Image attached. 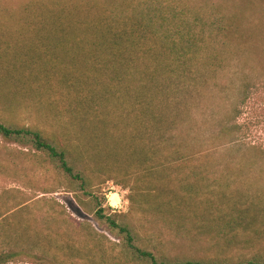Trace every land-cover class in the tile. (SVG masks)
Listing matches in <instances>:
<instances>
[{"label": "rangeland", "instance_id": "obj_1", "mask_svg": "<svg viewBox=\"0 0 264 264\" xmlns=\"http://www.w3.org/2000/svg\"><path fill=\"white\" fill-rule=\"evenodd\" d=\"M250 1L212 0L227 10L245 3L264 10V0ZM101 5L0 0V69L17 71L11 80L0 76V122L66 137L76 155L100 159L90 192L142 249L203 259L227 248H235L234 258L264 252V14L250 19L245 45L215 46L218 67L205 65L204 53V64H189L181 75L138 61L109 82V70L100 74L93 60L82 64L75 54L85 33L39 24L54 6L67 21L90 22ZM256 21L260 32L251 35ZM47 56L62 58L61 66ZM61 75L81 86L60 89ZM83 96L100 106L104 125L92 122L96 109L75 107ZM64 184L34 149L0 137V243L14 250L9 264H146L122 249V234L90 215L88 196L67 193ZM162 217L184 225L178 238ZM216 231H232L236 241L211 244Z\"/></svg>", "mask_w": 264, "mask_h": 264}, {"label": "trees", "instance_id": "obj_2", "mask_svg": "<svg viewBox=\"0 0 264 264\" xmlns=\"http://www.w3.org/2000/svg\"><path fill=\"white\" fill-rule=\"evenodd\" d=\"M249 3L241 5L240 10L237 7L227 10L212 0H197L195 2L190 0H102L101 10L95 12L94 19L90 22L80 19L67 21L64 16L68 19V13L54 6L53 9L41 12L45 19L39 21V24L41 27L44 26L47 32L62 35L76 31L85 33L87 35L84 36L86 45L83 46L79 43L75 53L77 58L81 57L80 63L85 64L89 63L88 60H93L91 63L93 68H98L94 70L100 74L104 70H109V73L104 77H107L109 82H115L122 79L123 69L128 70L138 61L143 65H153L155 70L163 67L169 73L180 75L189 68V64H198V61L203 63L205 59L207 62L205 65L209 68L220 66L221 61L216 56L217 53H212L215 46L233 48L237 45H245L247 41L243 43L242 40L247 32V27L251 25L250 19L252 17L258 19L264 14V10L253 9ZM260 27L261 21L254 22V30L250 32L251 35L255 31H259ZM41 50L37 53V58L40 61L44 55ZM102 52L104 54H101ZM203 53L204 58L201 57ZM34 57L36 54L33 55V62ZM47 57L50 58L46 61L47 63H59L61 66L62 58ZM15 69L10 66L2 67L0 69L1 79L11 80L17 76ZM146 69H148L147 66ZM51 73L48 69L45 70L46 79L50 77ZM177 74L176 77L180 79ZM61 77L60 89L70 91V89L81 86L79 83L69 82L70 79H67L65 75H61ZM92 91L90 90V92ZM84 104L89 107L88 110L96 109L94 108L96 102L92 101V97L83 96L81 100L76 101L75 107L83 109L82 105ZM99 108L94 112L92 122L104 125L105 119L101 116ZM0 137L34 149L47 165L63 174L65 192L74 196L77 193L88 196L91 205L90 215L97 222H102L111 230H117L119 234H122L124 236L122 249L132 253L141 263L264 264V252L260 251L247 252L234 258L229 253L235 251V248H227L224 249L226 251H221L216 258L203 259L194 258V254H167L160 250L142 249L135 244L137 237L133 230L128 226L118 224L102 208L97 197L90 192L95 171L100 169L98 166L101 165L100 159L85 160L83 155H76L71 139L63 137L58 140L30 128L9 127L0 122ZM88 140L90 139L87 138L86 141ZM95 150L98 149L95 148ZM94 157L100 158L99 150L94 154ZM103 182L105 181L101 183ZM76 198L82 202L80 198ZM168 218L162 217L163 223L168 224ZM65 223L71 226L67 219H65ZM175 226L174 222H170L166 229L172 228L170 233L178 238V233L184 228V225L179 222L178 226ZM194 233L197 237L196 240L199 241L202 232H196L195 229ZM231 233L232 231L214 232L211 244L222 247L223 245H220L222 239L225 240L223 243H227V245L233 244L236 238ZM3 243L5 242L0 243V264H9L15 253L14 250L7 249Z\"/></svg>", "mask_w": 264, "mask_h": 264}, {"label": "bare ground", "instance_id": "obj_3", "mask_svg": "<svg viewBox=\"0 0 264 264\" xmlns=\"http://www.w3.org/2000/svg\"><path fill=\"white\" fill-rule=\"evenodd\" d=\"M112 197H113V196H112ZM116 197H117V196H116ZM114 202H115V196L113 197L111 204H114ZM116 202H117V201H116Z\"/></svg>", "mask_w": 264, "mask_h": 264}]
</instances>
